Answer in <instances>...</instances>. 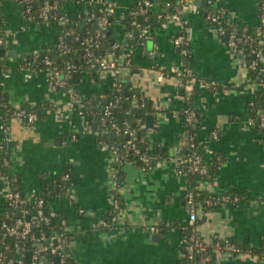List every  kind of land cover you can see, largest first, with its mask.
I'll return each instance as SVG.
<instances>
[{
  "label": "crops",
  "instance_id": "1",
  "mask_svg": "<svg viewBox=\"0 0 264 264\" xmlns=\"http://www.w3.org/2000/svg\"><path fill=\"white\" fill-rule=\"evenodd\" d=\"M137 2L67 0L63 6L69 17L79 19L91 9L111 4L116 33L120 40L129 41L134 29L126 21ZM165 2L153 0L151 8L161 10ZM221 2L237 22L257 26L258 0ZM57 26L29 20L18 0H0V36L4 38L0 44L4 47L0 114L7 105L37 112L32 122L17 116L10 119L12 139L1 152L10 159V172L27 192L40 189L43 181L47 186L59 181L50 207L67 215V227L74 234L69 251L78 264H179L183 257L180 226L188 221L189 188L199 189L204 198L222 192L231 197L198 209L197 228L204 240L212 244L230 237L243 248L240 252H214V264H264V130L249 124L247 112V104L262 87L252 79L243 57L206 21L205 13L186 9L183 22L159 26L152 37L132 45L133 64L124 70L123 78L131 89L152 101L155 111L146 138L157 151L153 152L154 166L147 172L137 163H126L117 185L110 154L99 143L94 125L87 124L89 116L67 107V92L50 87L47 71L41 69L27 77L20 66L23 56L54 40ZM179 32L185 34L186 46L174 43L173 36ZM183 63L193 69L197 79H216L219 89L197 79L190 86L179 87L173 74L158 78L161 72ZM110 82L105 72H99L93 81L83 71L77 88L89 96L96 90L106 91ZM189 105L200 113L197 137L202 140L205 160L214 166L206 177H190L182 164L185 124L174 111ZM65 172L71 177L62 187L60 177ZM4 188L5 183H0V217L6 207ZM114 190L120 196L118 221L112 228H93L97 218L112 213ZM240 193L242 197L234 200Z\"/></svg>",
  "mask_w": 264,
  "mask_h": 264
},
{
  "label": "built area",
  "instance_id": "2",
  "mask_svg": "<svg viewBox=\"0 0 264 264\" xmlns=\"http://www.w3.org/2000/svg\"><path fill=\"white\" fill-rule=\"evenodd\" d=\"M34 0H22L24 14L29 20L53 22L62 24L68 21V16L57 13L59 4L56 0H44L38 11L35 12L33 8ZM222 0H166L165 8L156 11L157 18L160 20V27L166 28L171 21L183 22V12L188 10H201L205 13V19L208 23L213 24L219 36L236 52L241 55L247 62L250 70L257 71V75L252 76V79L258 82L261 87H264V0H258V24L256 26V35L250 34L242 30V25L234 18L227 14L226 7L221 2ZM153 0H138L134 9L132 10L133 16L147 19L149 10H153ZM96 9H91L85 16L80 15L79 19L94 18L97 22V27L94 32L87 30V35L83 38L85 44V62L91 66L96 67L95 70H86L90 73L92 80L96 81L99 72L107 73L110 78V88L114 91L111 97L107 98L104 103H101V114L95 131L98 141L102 147L106 148L110 154V160L114 166L112 176L117 185V180L120 177V170L126 163H137L143 172L152 169L155 163V158L152 153H149L148 146L144 144L146 134L141 136L140 129L147 127L146 120L142 117H137L132 123L129 118L117 120L114 112L124 102L129 105L144 104V96L141 95L142 100L139 101V92L135 89L131 95L129 86L123 73L133 64V55L131 49H124L119 52V48L124 45V41L120 39L114 40L111 45V51L102 53L97 51V47L101 44V38L106 35L108 26L112 24L110 14H112L114 6L105 3L103 8H99L100 12ZM85 25V23H82ZM131 25L137 28V35L139 39L146 40L154 34L151 31L150 24L134 18ZM238 25L240 27H238ZM70 32L65 36L64 33L58 35V46L62 53H67L71 50L68 44V36L76 32L75 29L69 30ZM229 31L228 36L226 32ZM136 33L131 34L129 39H134ZM173 41L178 46H186L187 40L183 32L173 36ZM226 37V39H225ZM3 37L0 36V44L3 42ZM41 49L34 50L29 59L27 55L22 57L20 66L24 70L27 77L32 75L38 70H45L48 74V82L52 89L64 88L68 94L67 107L70 109L78 110L89 116L87 124L91 127L92 119L98 114L97 111L91 109L92 99L90 96L82 94L75 86L72 78L80 67L75 62H66L64 65L56 64L55 60L49 55H44L42 59L37 61L41 53ZM117 50L118 53H115ZM154 51H151L153 54ZM28 54V55H30ZM250 56V58L248 57ZM175 78L179 87L190 86L196 81V74L193 69L187 64L183 63L180 66L172 68L169 72H161L158 78L161 80L166 75H172ZM8 75V74H6ZM261 76V79H260ZM205 86L217 91L219 83L216 79L199 78ZM128 88V92L125 89ZM104 97V93L100 94ZM254 104V100L250 105ZM129 111V110H128ZM179 113L185 121V145L183 152L182 164L186 173L197 174L204 177L209 172L208 162L205 160L203 153L199 151L202 147V140L197 137V132L193 130L199 120V115L194 106L189 105L182 109L174 111ZM13 116L26 118L29 122L37 119L36 110H29L25 107L11 110L6 109L1 112V128L3 131V140L0 142V150L4 145L12 139L10 131V119ZM259 127H264V109L259 111ZM255 123V120L250 116L249 124ZM188 126V127H187ZM114 132L115 137H112ZM213 135H217V131H213ZM117 137V138H116ZM5 143V144H4ZM10 159L4 155L3 162L0 164V183H5L4 199L6 201L5 217L0 222L1 227V242L4 247H9L6 239L13 238L17 244L15 252L17 256L9 255L6 250H0V264H55V257H60V264H68L67 254L69 246L74 239V234L68 229L67 221L65 218L61 219L60 229L56 231L53 229L49 234L45 232L40 224L53 223L51 218L56 212H49L46 206V200L40 196L36 189L30 190L28 196H24L21 191L17 178L6 169L10 164ZM70 173L65 172L61 175L60 179L63 182L70 180ZM65 187L66 184H62ZM202 193L199 189L189 188L186 193V204L189 210L188 221L180 226L179 242L182 247L183 256L186 258V264H214V252H240L243 250L234 239L225 237L216 240L214 243L209 244L198 233L197 216L198 209L204 206H212L222 200H229L231 197L228 193H219L217 196H209L202 198ZM117 190H114L112 199V213L109 216L97 218L92 227L93 228H112L119 219L120 211V198ZM234 200H239V194L233 196ZM20 211V214H18ZM79 211L84 212L83 208ZM17 216L14 221V214ZM30 216V218H27ZM151 229H156L155 225L150 226ZM31 240L30 247L23 245L24 242ZM20 242V243H19ZM27 251L31 252V260L26 259ZM78 264V262H77Z\"/></svg>",
  "mask_w": 264,
  "mask_h": 264
},
{
  "label": "trees",
  "instance_id": "3",
  "mask_svg": "<svg viewBox=\"0 0 264 264\" xmlns=\"http://www.w3.org/2000/svg\"><path fill=\"white\" fill-rule=\"evenodd\" d=\"M20 2V4L22 5L23 8V3L22 0H18ZM50 1H54V0H50ZM59 4L57 13L59 15L64 14L66 16H68V21H66L65 23L62 24H58L57 26V33L56 36L54 38V40L49 44V45H45L42 47L41 49V53L39 55V58H37V61L39 59H42L44 55H49L50 57H52L56 64L58 65H64L66 62H75L76 64L79 65L80 70L78 72H76L72 78V81L74 82L75 86L77 87V78L79 77V75L81 74V72L83 71H90V70H95L96 67L91 66L90 64L85 62V44L83 42V38L87 35V30H90L92 32L95 31L96 27H97V22L94 18H88V19H78V18H72L69 17V15L66 14L65 9H64V4L67 0H56ZM44 0H34L33 1V8L35 9V12L38 11V9L40 8V6L43 4ZM97 12H100L99 9H96ZM148 17L147 19H139L142 20L143 22H146L148 24H150L151 26V31L153 34H155L156 29L159 27L160 25V20L157 18V12L153 11V10H149V12L147 13ZM111 20H112V24L110 26H108L107 30H106V35L104 37L101 38V44L99 47H97V51L98 52H102V53H107V51H111L110 45L111 43L116 40L119 39L117 33H116V29H115V22H114V16L113 13L110 14ZM136 18L138 20L139 17H135L133 16V14H130L128 19H127V23L128 25H131V21ZM36 20H40L39 17H36ZM54 20L52 19V22ZM85 23V25L82 26V23ZM54 23V22H53ZM127 26V25H126ZM238 27H240L238 25ZM132 28L134 29V33H136L134 39H131L129 41H124V45L122 47L119 48V52H121L124 49H131L132 45H135L137 42H144L145 40L139 39L138 35H137V28H135L134 26H132ZM242 30H245L246 32L256 35V27L255 26H242ZM262 28L264 30V24L262 25ZM75 29L76 32L73 33L70 36V39L68 41L69 46L71 47V50L67 53H62L59 46H58V35L61 33H64L65 36H67V34L70 32L69 30ZM226 39V37H225ZM263 39H264V35H263ZM264 47V44H263ZM115 53H118L117 50H115ZM27 57L30 59L32 56L27 55ZM250 58V56H248ZM262 66H264L263 63H260ZM252 72V76L257 75V71H253ZM264 78V75L262 76ZM261 79V76H260ZM131 88L129 87V92L130 95L132 93V91L130 90ZM128 92V91H127ZM104 93V97L101 96L100 94ZM114 93V91L112 90V88L107 89L106 91H99L96 90V92L94 94H90L89 96L92 99V106L91 109L97 111V115L96 117H94L92 119V124L96 127L98 124V121L100 119V114H101V103H104L107 98L111 97L112 94ZM137 95L139 96V101L142 100L141 98V94L138 93ZM3 99L5 101H7V95L5 93H3ZM101 102V103H100ZM144 104H136L134 105H129V103L124 102L119 108H117L114 112L115 117L117 118V120H122L123 118H129L132 123H135V119L137 117H142L143 120H146L147 122V115L151 112H154L155 109L153 107L152 101L144 96ZM8 110H11L12 108L7 105ZM195 108V107H194ZM196 109V108H195ZM260 109H264V87L260 88V90L258 91V95L254 100V104L250 105V103L247 104V112L249 113V115L255 120V124L259 125V111ZM129 110V111H128ZM197 113L199 115V120L201 119L200 117V113L197 110ZM182 122L185 121L182 120ZM200 121L198 122V124L196 125L195 128H193L194 131H197L198 125H199ZM186 126V124L184 125ZM188 127V126H187ZM264 130V127L262 128ZM148 130V127H143L140 129V134L141 136L146 134V131ZM117 138V137H116ZM145 142L144 144H146L148 146V150L149 153L156 152L157 149L155 148V146H152L150 141L145 138ZM199 151L202 153V147L199 148ZM184 154L186 152V150H183ZM3 157H4V152H1L0 150V164L3 162ZM184 165V164H183ZM209 172L206 176H209L211 174V172L214 170V166L212 164H209ZM6 169L8 171L10 170V166H7ZM122 173V171H120V174ZM190 177L195 176V177H201L197 174H189ZM69 182V181H68ZM62 184H67V182H63L62 180L60 181V186ZM59 181L55 184H51L49 186H47L46 181H43L42 183V187L40 189L37 190L38 194L40 196H43L46 200V206L49 210V212H51V207L50 204L53 201V199L56 196V193L59 190ZM58 188V189H57ZM21 191L24 192V196L27 197L28 192L24 189H22L20 187ZM243 194H239L240 198L242 197ZM202 198L204 197L203 194L201 196ZM6 210L9 209L8 206L5 207ZM5 217V212H3L2 216L0 217V222L1 220ZM18 217L17 216V212H15L14 214V218L11 220L14 221V219ZM67 217V215L64 212H59V213H55L54 215L51 216L53 223H49V224H45L42 223L40 224V227L43 228L45 230V232L47 233H51L52 230L54 229L55 231L57 229H60L61 226V219ZM1 227H0V250H6V248L4 247V245L1 242ZM9 247L7 248V252L9 255H14L17 256L16 252H15V247L17 246V244L14 242L13 238H7L6 239ZM20 243V242H19ZM23 245H25L26 247H30L31 245V240H28L26 242L23 243ZM67 261L68 264H77V259L75 258L74 254L72 252H68L67 254ZM179 264H186V258L183 256L179 262Z\"/></svg>",
  "mask_w": 264,
  "mask_h": 264
},
{
  "label": "water",
  "instance_id": "4",
  "mask_svg": "<svg viewBox=\"0 0 264 264\" xmlns=\"http://www.w3.org/2000/svg\"><path fill=\"white\" fill-rule=\"evenodd\" d=\"M139 19H141V17L139 16ZM83 26V24H82ZM228 33L229 31L226 32V35L228 36ZM70 39V36H68V40ZM4 53V47L0 46V55H2ZM125 91L127 92L128 91V88L125 89ZM153 114L152 113H149L147 115V126H151L152 123H153ZM112 135H114V132H112ZM183 149L180 150V153H182ZM18 214H20V211H18ZM27 218H30V216H27ZM26 259L29 261L31 260V252L30 251H27L26 253ZM55 264H60V257L59 256H56L55 257Z\"/></svg>",
  "mask_w": 264,
  "mask_h": 264
}]
</instances>
